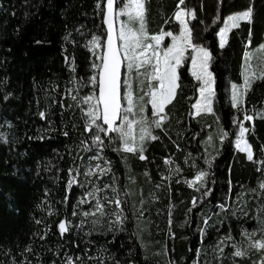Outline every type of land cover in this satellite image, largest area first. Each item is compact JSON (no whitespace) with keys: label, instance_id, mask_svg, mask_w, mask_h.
Wrapping results in <instances>:
<instances>
[{"label":"trees","instance_id":"16d2710c","mask_svg":"<svg viewBox=\"0 0 264 264\" xmlns=\"http://www.w3.org/2000/svg\"><path fill=\"white\" fill-rule=\"evenodd\" d=\"M125 1L117 0V7ZM177 3L178 0H146L150 33L163 29L178 34L179 24L173 15ZM96 4L97 0H0V264H7L13 257L23 260L25 256L31 264H40L37 257L43 264H51L53 260L61 264L65 253L73 258L83 257L86 264H168L169 260L175 264H193L198 248L201 249L199 264H220L218 253L213 249L229 233L233 240L224 241L227 246L223 264H231L233 242L241 244L249 253L243 260L236 258L239 264H252V261L259 264L261 253L248 248L241 233L244 229L251 232L260 228L256 217L258 214L264 217V191L259 187L264 182V163H261L264 161V118L256 115L264 112V80L253 84L244 105L254 116L253 121H244L250 129L246 139L253 147V161H249L235 149L238 128L233 120H242L243 113L231 107L229 92L232 83L242 85L249 25L241 22L239 28L232 29L223 49L219 48L216 35L223 19L246 8L249 0H223L222 3L185 0L187 8L196 11V19L188 18L195 42L213 54L210 64L216 80L213 113L194 115L192 105L198 90L194 86L198 82L189 73L188 59L179 69V94L166 109L170 111L165 123L168 135L155 130L161 138L147 142L144 153L147 159L140 160L131 153L118 154L111 147L104 150V155L111 160L120 198L127 201L122 205L128 217L123 229L113 224V230H109V220L115 219L111 213L117 209L102 199L108 215L90 236L85 233L92 227L90 221L94 217L87 218L89 223L83 230L78 232L73 228L60 236V220L67 218L78 223L81 218L71 215L78 199L94 185L103 189L105 184L113 183L112 173L89 177L91 184L83 175L89 157L96 150L84 151L81 146L82 139H87L89 144L91 140L84 133L78 101L92 91L88 78L95 70L91 64L99 63L85 45L93 35L105 37L106 33ZM105 4L103 0L101 6ZM218 10L221 19L214 24ZM168 18L171 19L165 23ZM169 42L166 38L163 45ZM260 43H264V0H255L252 49ZM101 51L97 49V55ZM261 68L264 65L259 66L258 72ZM134 89L139 94L138 83H134ZM73 95H77V101L72 99ZM147 107L150 115V105ZM41 111L46 113V119L39 116ZM73 124L77 125L76 129ZM221 129L228 133L223 142ZM65 130L68 136L63 135ZM210 136L212 140L208 143ZM165 159L172 163L166 164ZM208 159H212L211 168L206 163ZM177 165L181 171L173 173L171 180H164L170 174L169 169ZM69 168H79L81 174L77 179L83 184L80 187L74 183L70 192L66 188ZM197 169L209 172L206 179L211 195L202 203L200 193L184 182L192 179ZM157 184L162 186L158 188ZM98 195L112 197L113 193L109 188ZM65 196H68L67 202H64ZM194 196L198 198L196 207H192ZM221 203L227 206V212L217 207ZM94 204V200L83 203L77 211L91 210ZM170 205L174 238L169 234ZM141 209L145 210L139 222L143 231L137 238L133 235L138 231L133 212L138 214ZM214 212L219 216L213 215ZM201 213L212 217V226L207 229L203 244L197 231L202 226ZM218 219L223 220V226L216 223ZM37 220L41 223L37 224ZM46 230V238L40 239ZM261 235L264 233H257L253 239ZM29 245L31 253L24 251ZM58 247L60 255L56 256ZM101 248L103 252L99 251ZM88 256L97 259L88 260Z\"/></svg>","mask_w":264,"mask_h":264},{"label":"snow or ice","instance_id":"6c2138e0","mask_svg":"<svg viewBox=\"0 0 264 264\" xmlns=\"http://www.w3.org/2000/svg\"><path fill=\"white\" fill-rule=\"evenodd\" d=\"M219 2L222 3L223 0H219ZM102 3L103 0H97L96 8L102 14L103 23L106 25L105 37L93 35L85 45L93 56L96 57V60H99V63L92 62L91 67L95 71L88 78V83L91 85L92 91L80 97L78 104L81 105L84 133L89 134L88 139L91 140V144H89L87 143V139H82L81 146L84 151L96 150V154L89 157L90 160H103L105 165H107V167H101V164L97 163L94 166L95 171L93 170V166L89 165L83 173L85 181L91 184V180L88 179L90 176H96L97 174L102 176L107 173H112L113 183L105 184L103 189L94 185L91 190L86 191L78 199L71 215L73 217L79 215L81 218L78 223H73V221L67 218L60 220L58 229L61 237L73 228L77 229L78 232L83 230L84 226L89 223L87 218L94 217L90 221L92 227L85 233V235L90 236L96 230V226L101 223V219L108 215L105 211L106 205L102 202V199L106 200L109 205L114 204L117 209V211L111 213L115 219L109 220V230H113V224H117L121 230L123 229L124 221L128 217L124 214L125 209L122 205L127 203V201L121 200L120 198V189L117 186V180L111 168V160L104 155V150L105 148L111 147L118 154L121 152L125 154L131 153L137 155L140 160L147 159L144 154L147 142L161 138L155 134V130L159 129L164 135H168V128L165 127V123L170 118V111H166V109L169 105H173V102L179 94L181 88L179 69L186 60L190 59L191 76L198 82L194 87L199 91V99L192 105V108L196 110L195 115L198 116L201 112L213 113L214 111L213 103L216 98V80L213 72L210 71L213 54L207 47L195 42L194 29L189 26L190 20L188 18L192 20L196 19V11L187 8L185 0H178L173 13L175 20L179 22L178 34L163 29L156 34L149 32L146 16L147 8L145 6L146 0H127L126 3H123L119 7H117V0H106L104 7L101 6ZM121 17H127V19H120ZM170 19H166L165 23H168ZM220 19L218 10L217 16L213 19V23H217ZM117 21H119L118 26ZM241 22L249 25L245 51L243 53L245 61L244 71L242 72L243 84H231L230 103L233 109L243 113L242 120L239 118H234L233 120V123L238 128L235 139L236 148L240 152L246 153L249 161H253V147L246 139V133H249L250 129L245 127L244 121H253L254 116L249 114V110L244 105L246 104L247 94L252 90L253 84L257 80H264V68H261L257 72L256 67L251 63V61L257 58L261 62H264V43H260L255 49H252L255 24V0H249L246 8L231 13L223 19V26L219 27L216 33L219 37V48L223 49L225 47L230 31L234 28H239ZM166 36L171 37V44L162 46ZM37 43H40V41H37ZM97 49L102 50L99 55H97ZM189 50L191 51L189 52ZM67 59L68 57L66 56ZM72 64H75L74 58ZM134 83H138L139 85V94L134 89ZM76 91L78 95L79 89ZM77 95L72 96L74 101H77ZM146 97L147 99H145ZM149 104L151 106L150 115L147 107ZM83 105H86V107H83ZM189 114L192 115V113ZM256 115L264 118V112L256 113ZM39 116L42 119H46V113L43 111L39 112ZM217 120H219V117H217ZM73 128L76 129L77 125L73 124ZM63 135L68 136V131L65 130ZM227 136L228 133L221 129V142ZM40 138L42 139L43 137ZM169 139H171L170 136ZM211 140L212 137L210 136L208 143ZM176 147L179 150L180 146L178 144ZM80 159L83 160V157H80ZM121 159L126 161L127 157L121 156ZM165 163L171 164L172 161L165 159ZM206 163L211 168L212 159L206 160ZM261 163H264V161H261ZM180 171L181 168L179 165L174 169L170 168V174L163 177V179L171 180V175L173 173L178 174ZM80 174L79 168L68 169L66 188L69 192L74 183L83 187V184H80L77 179ZM208 175V171L197 169L192 179H186L184 181L189 187H193L195 191L200 193L199 200L201 203L205 197L211 195V189L208 188L206 179ZM179 182L177 180V183ZM229 183L231 182L229 181ZM161 186V184L156 185L158 188ZM259 187L264 191V182H261ZM109 188L113 193L112 197L105 195L101 198L98 195L101 191ZM127 195L128 193H125V196ZM67 200L68 196H65L64 202H67ZM91 200L95 201L91 210L77 211L81 204ZM197 201L198 198L194 196L192 198V207L197 206ZM141 204H143V201H141ZM171 207L170 205L169 234L174 238L175 233L171 232ZM217 207L221 212L228 211L224 203L219 204ZM133 208H135L134 205ZM191 210V208L188 209L189 212ZM259 211L258 209V213ZM144 212V209L139 210L138 214L135 211L133 212L137 220L138 228V231L134 232L133 235L137 236V238H140L141 232L143 231L140 228L139 222L143 218ZM97 213H99V217H97ZM51 214L49 212V215ZM243 214L245 216L247 215L246 212ZM201 215L202 226L198 227L197 231L200 235V242L203 244L207 229L212 226L210 224L212 217L211 215H204L203 213ZM213 215L219 216V213L214 212ZM256 219L261 227L253 229L251 232L244 229L241 235L247 240L248 248L255 249L261 253L259 264H264V235H261L258 239H253L257 233H264V217L258 214ZM36 223L39 224L41 221L37 220ZM216 223L223 226V220L218 219ZM36 235L40 234L36 233ZM46 236L47 230L43 235H40V239H45ZM225 240H233L230 233L222 238L213 249L218 253L220 264H223L224 248L227 246L224 243ZM88 243L93 242L88 241ZM231 246L234 249L231 253L233 258L231 264H239L236 258L243 260L249 256L247 249L241 244L233 242ZM141 247H144L142 240ZM24 251L31 253V246H26ZM99 251L103 252L104 249L101 248ZM164 251L167 253L166 246ZM55 255H60L59 247L55 250ZM200 255L201 249L198 248L193 264H199ZM37 259L40 261V264H43L40 257H37ZM87 259L93 260L97 258L88 256ZM7 264H31V261L26 256L23 260H17L13 257ZM51 264H56V261L53 260ZM61 264H86V262L81 256L73 258L65 253ZM168 264H175V262L169 260ZM252 264H256V261H252Z\"/></svg>","mask_w":264,"mask_h":264},{"label":"rangeland","instance_id":"374dc122","mask_svg":"<svg viewBox=\"0 0 264 264\" xmlns=\"http://www.w3.org/2000/svg\"><path fill=\"white\" fill-rule=\"evenodd\" d=\"M127 2V0L124 2V3H126ZM106 5V4H105ZM122 6V5H121ZM120 19H124V20H126L127 19V17H121ZM178 22V21H177ZM118 24H119V21H117V26H118ZM178 24H179V22H178ZM223 26V25H222ZM218 37V36H217ZM166 38H168L169 39V44L168 45H170L171 44V37H165L164 38V41H165V39ZM218 43H219V37H218ZM163 44H164V42H163ZM162 46H164V45H162ZM191 50H189V52H190ZM251 63L256 67V71L258 72V68H259V66H261V65H264V62H261L258 58L257 59H254L253 61H251ZM244 64H245V61H244ZM243 71H244V67H243ZM242 71V72H243ZM189 73L191 74V61H190V63H189ZM242 84H243V76H242ZM231 85H230V87H229V92H230V94H231ZM197 99H199V91L197 90ZM196 99V100H197ZM150 105V104H149ZM150 108H151V106H150ZM194 109V108H193ZM194 111V115H195V109L193 110ZM212 114V113H207V112H201L200 114ZM113 135H115V134H113ZM235 149L237 150V151H239L237 148H236V145H235ZM240 152V151H239ZM241 153H243L245 156H246V158H247V154L246 153H244V152H241ZM97 163H100L101 164V167H105V165H104V163L100 160V161H97V160H90L89 161V163H88V165H87V167L89 166V165H91V166H93V170L95 171V165L97 164ZM86 170H87V168H86ZM98 175V174H97ZM93 176H90V178H92Z\"/></svg>","mask_w":264,"mask_h":264}]
</instances>
